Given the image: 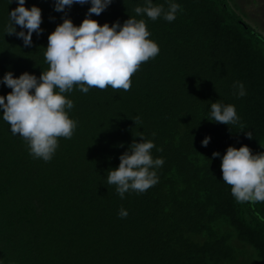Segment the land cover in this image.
<instances>
[{
  "label": "trees",
  "instance_id": "trees-1",
  "mask_svg": "<svg viewBox=\"0 0 264 264\" xmlns=\"http://www.w3.org/2000/svg\"><path fill=\"white\" fill-rule=\"evenodd\" d=\"M152 2L168 8L166 0ZM174 2L183 11L171 23L136 16L144 0H113L90 17L109 26L144 19L160 51L141 64L128 91L84 94L74 86L65 93L77 128L71 139L58 138L50 162L32 158L0 119V264H264V202L237 203L220 157H212L229 146L264 152V30L250 19L263 29L264 21L243 0ZM17 6L0 0V79L6 72L39 78L49 67V34L65 18L79 26L91 5L56 12L53 0H26V8L42 10L43 31L33 33L31 47L6 34ZM236 81L244 97L234 94ZM10 91L0 84V96ZM216 101L235 106L237 125L207 120ZM140 135L164 164L155 186L122 200L107 172Z\"/></svg>",
  "mask_w": 264,
  "mask_h": 264
},
{
  "label": "clouds",
  "instance_id": "clouds-1",
  "mask_svg": "<svg viewBox=\"0 0 264 264\" xmlns=\"http://www.w3.org/2000/svg\"><path fill=\"white\" fill-rule=\"evenodd\" d=\"M12 3V0H9ZM113 0H53V9L64 12L74 4H90L85 19L75 26L70 19L56 26L49 34L44 60L48 70L41 72L39 78L28 72L14 78L12 72H6L0 84L11 89L6 96H0V119L10 127L13 136H19L27 142L29 155L34 159L50 162L59 144L58 138L71 139L77 128V121L68 115L73 101L65 93H71L74 86L87 94L91 88L128 91L131 77L141 64L154 59L159 54L158 45L151 40L144 19L129 17L122 25L117 21L111 26L100 25L90 17L99 16L111 5ZM17 7L8 12L6 34H15L22 39L25 47L32 46V36L41 35L42 10L37 6L25 7L26 0H16ZM163 5L144 0V6L134 9L136 16H146L152 21L158 18L171 23L182 7L174 0H166ZM22 30L17 32L16 27ZM26 29V32L24 31ZM234 94L240 98L246 95L242 82L233 83ZM137 116L134 123L139 121ZM239 116L232 104L218 101L210 104L209 120L224 125H237ZM155 133H153V136ZM251 139V133L247 134ZM140 142L133 140L128 150L119 156L116 169L107 172V184L115 186L120 199L125 193H144L158 183L156 169L164 164L163 158H153L152 149L156 147L152 140L139 136ZM211 137L201 141L207 147ZM160 151L159 148L156 149ZM213 158L220 157L222 180L231 186V195L237 203L256 204L264 202V152L253 154L247 146L238 149L229 146L225 154L213 152ZM120 218H126L128 212L121 208Z\"/></svg>",
  "mask_w": 264,
  "mask_h": 264
},
{
  "label": "rangeland",
  "instance_id": "rangeland-1",
  "mask_svg": "<svg viewBox=\"0 0 264 264\" xmlns=\"http://www.w3.org/2000/svg\"><path fill=\"white\" fill-rule=\"evenodd\" d=\"M246 3V11L251 14L257 15V17H260L261 20L264 21V0H243ZM253 23V25L257 26L259 29L264 30L261 28L255 21L250 19ZM263 26H264V22Z\"/></svg>",
  "mask_w": 264,
  "mask_h": 264
}]
</instances>
